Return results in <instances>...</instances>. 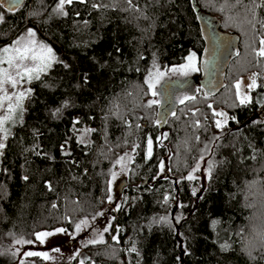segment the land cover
Wrapping results in <instances>:
<instances>
[{
    "label": "trees",
    "instance_id": "trees-1",
    "mask_svg": "<svg viewBox=\"0 0 264 264\" xmlns=\"http://www.w3.org/2000/svg\"><path fill=\"white\" fill-rule=\"evenodd\" d=\"M57 3L0 4V47L30 26L59 54L29 81L6 127L0 264H42L41 256L16 258L10 243L36 241L40 230L71 232L96 214L125 156L108 231L102 243L85 244L83 264H264V57L256 54L264 0H73L66 15ZM206 16L235 37L220 84L168 113L149 106V74L200 57ZM247 73L255 87L242 104L235 81ZM215 109L227 114L220 128ZM199 159L205 173L189 180Z\"/></svg>",
    "mask_w": 264,
    "mask_h": 264
},
{
    "label": "rangeland",
    "instance_id": "rangeland-1",
    "mask_svg": "<svg viewBox=\"0 0 264 264\" xmlns=\"http://www.w3.org/2000/svg\"><path fill=\"white\" fill-rule=\"evenodd\" d=\"M200 24L205 39V47L200 57L196 58V66L198 70L189 72L188 75H183L179 72L173 73L170 71V69L174 67H179L180 65L186 64L187 58L180 64L172 65L166 70H159L160 72L164 73V76L160 82L156 84L155 90L157 95L153 96V100L157 101L160 109L163 108L166 113L172 110L175 102L193 94L196 90H202L205 92L213 91L220 84L221 72L226 59L235 50V37L232 35L219 33L215 29V22L213 18L208 16L204 18L201 17ZM28 30L35 32V39L38 44L42 43L47 45L52 49L56 59L59 58L58 52L46 39L40 37L34 28L25 26L13 37L9 43H6L0 47V59L4 58V53L2 50L5 47L14 46V42L21 38H23L21 40L22 44L27 40ZM25 63L28 67L34 66L31 61H26ZM0 67L7 68L8 65L4 63L0 64ZM155 72L156 71L152 73ZM13 75H15V70H13ZM253 80H255L254 74L247 73L235 81L236 95L239 100H241L242 97H248L249 99V90L252 88L250 85H252ZM237 84H239V89L236 87ZM5 88L7 89L9 95H13L14 93L18 94L20 91H25L26 95L22 102L23 108V103L26 99L29 89L28 78L24 77L22 80H20V83L16 88H12L11 85H5ZM150 91L152 92V89H150ZM3 95L4 93L0 92V97ZM12 102L14 103L15 100L13 99ZM259 103H263V107L260 105L262 108L260 106L259 108H261L260 117L264 119V94L262 95ZM3 105L4 106L0 108V118L8 115V101H3ZM18 110L21 112V109H17L16 112L12 114V119L5 121L3 125L5 129L9 122L11 123L14 121ZM214 111L216 113H224L223 116H216V121L220 120L221 123H224L227 119L226 112L221 109H215ZM4 140V133L0 132V143L4 144ZM1 150L2 149H0V152ZM118 161L119 163L117 162L116 167L111 171L109 176V193L106 199V204L93 216L83 219L87 221V224L81 225L79 231H77L76 226L71 232L57 231L61 228L40 230L37 233H51V235L44 238L43 242L36 240L32 241L30 244L17 243L18 240L27 241V239L19 237L10 243L16 258H22L27 252H39L47 253L49 257V259H44L43 256H41L43 259L42 264H83V261L87 257L85 244H87L90 240L100 239L104 229L108 226L110 220V211L114 210L120 198L121 188L126 178L128 156L121 157ZM203 164V159H199L194 165L190 175L192 177H198L200 173H205ZM113 173H115V178H113ZM109 197H111V200H109Z\"/></svg>",
    "mask_w": 264,
    "mask_h": 264
},
{
    "label": "snow or ice",
    "instance_id": "snow-or-ice-1",
    "mask_svg": "<svg viewBox=\"0 0 264 264\" xmlns=\"http://www.w3.org/2000/svg\"><path fill=\"white\" fill-rule=\"evenodd\" d=\"M73 0H58V3L56 5V8L54 9L55 12L58 14L66 15L67 13L64 12V7L66 4H71ZM83 2V0H81ZM9 3L12 4L13 7L16 6L15 0H9ZM129 3H131V0H129ZM95 7V5H94ZM3 20V15L0 14V21ZM35 32L32 30H28L27 33V40L22 44L21 39H18L14 42V46L12 47H5L2 51L4 53V58L0 59V64L6 63L8 65L7 68L0 67V92L4 93L2 97H0V108H2L3 101H8L7 105V112L8 115L3 116L0 118V132L4 133L5 139L7 138L8 131L3 127L5 121L12 119V114L16 112L17 109H21L22 111V102L25 98V91H20L18 94L9 95L7 92V89L5 88V85H11L12 88H16L17 85L20 83V80H22L24 77H27L29 81H31L33 78L39 79V73L44 72L46 69L50 68L52 63L56 61V56L54 55L52 49L48 47L45 44L37 43L35 39ZM261 47L257 51V55L260 57H264V39H261L260 41ZM26 61H31L34 65L33 67H28L26 65ZM13 70H15V75H13ZM198 68L196 66V54L192 53L187 57V63L180 65L179 67H174L170 69L171 72L176 73L179 72L183 75H188L189 72L197 71ZM35 74V76H34ZM164 73L157 70L155 73L149 74V79L146 80V83H148L149 88L152 89V95H157V92L155 90L156 84L160 82V80L163 78ZM19 78V79H18ZM237 89H239V84H237ZM250 87H255V80H253L252 85ZM28 91H31L30 89ZM239 94V93H238ZM13 99L15 102L13 103ZM186 99H194V97H186ZM248 100V97H242L240 102L243 104ZM157 101L153 100L149 102V106L151 104H155ZM181 103H183V100H181ZM211 107V106H209ZM59 111V109H57ZM216 116H223L224 113H215ZM216 127L220 128L222 127V123L220 120L216 121ZM5 145L3 143H0V149L4 148ZM151 150H152V140L149 138L148 140V154L151 156ZM119 163V161H118ZM113 178H115V173H113ZM25 180L28 179V177H24ZM189 180L193 179V177L190 175L188 177ZM49 187H51L49 185ZM109 200H111V197H109ZM55 207V205H54ZM87 224L86 220H82L79 224L76 225L77 231L80 230L81 225ZM57 231H64V229H58ZM105 232L108 231V228L104 229ZM51 235V233H37L36 239L43 242L44 238L46 236ZM113 239H116V237H113ZM103 242V236H100L99 240H90L88 243L95 244V243H102ZM17 243H32L31 240H18ZM132 251H135V248L132 249ZM27 256H43L44 259H49L47 253H39V252H27Z\"/></svg>",
    "mask_w": 264,
    "mask_h": 264
},
{
    "label": "water",
    "instance_id": "water-1",
    "mask_svg": "<svg viewBox=\"0 0 264 264\" xmlns=\"http://www.w3.org/2000/svg\"><path fill=\"white\" fill-rule=\"evenodd\" d=\"M22 0H15L16 5H18ZM0 4L7 8H12V4L9 3V0H0Z\"/></svg>",
    "mask_w": 264,
    "mask_h": 264
}]
</instances>
